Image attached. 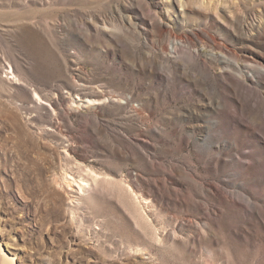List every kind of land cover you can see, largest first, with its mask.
I'll list each match as a JSON object with an SVG mask.
<instances>
[{"label":"rangeland","instance_id":"rangeland-1","mask_svg":"<svg viewBox=\"0 0 264 264\" xmlns=\"http://www.w3.org/2000/svg\"><path fill=\"white\" fill-rule=\"evenodd\" d=\"M0 264H264V0H0Z\"/></svg>","mask_w":264,"mask_h":264},{"label":"bare ground","instance_id":"bare-ground-1","mask_svg":"<svg viewBox=\"0 0 264 264\" xmlns=\"http://www.w3.org/2000/svg\"><path fill=\"white\" fill-rule=\"evenodd\" d=\"M89 178L87 177V174H86V176L84 177V179H82L81 181H79V182H77L76 180H74V179H72L71 177H69L68 175H65L64 176V179H63V181H62V185H60V186H62L63 188H65L66 190H67V193H77V195H78V197H82V196H86L87 195V193L89 192V189L91 188V186H94V187H96L99 183H100V181H99V179L96 177V175H93V174H90L89 173ZM81 179V178H80ZM104 182V181H103ZM100 185V184H99ZM76 186V188H77V190L76 191H74L75 189L73 188V187H75ZM108 186H110V185H108ZM112 186V185H111ZM110 188V187H109ZM91 190V189H90ZM126 191H127V189H126ZM129 191V190H128ZM73 193V194H74ZM127 193H129V197L131 196L130 194V192H127ZM127 195V194H126ZM133 196V195H132ZM128 197V198H129ZM79 199V198H78ZM78 199H75V200H78ZM73 201V200H72ZM128 201V200H127ZM129 201H130V198H129ZM128 201V202H129ZM132 201H133V199H132ZM131 201V202H132ZM135 201H133V203H134ZM137 203V202H136ZM138 204V203H137ZM131 207V206H130ZM134 207V206H133ZM137 207H139V206H136V208H132L134 211H135V213L137 212V209L139 210V208H137ZM133 211V212H134ZM140 211V210H139ZM139 213V212H138ZM141 214V213H140ZM139 215V214H138ZM142 215V214H141ZM140 217V216H139Z\"/></svg>","mask_w":264,"mask_h":264}]
</instances>
